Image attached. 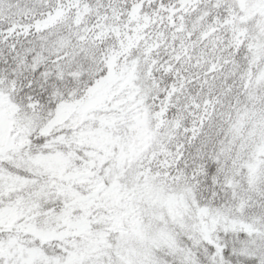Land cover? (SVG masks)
<instances>
[{
    "label": "snow or ice",
    "instance_id": "obj_1",
    "mask_svg": "<svg viewBox=\"0 0 264 264\" xmlns=\"http://www.w3.org/2000/svg\"><path fill=\"white\" fill-rule=\"evenodd\" d=\"M0 264H264V0H0Z\"/></svg>",
    "mask_w": 264,
    "mask_h": 264
}]
</instances>
